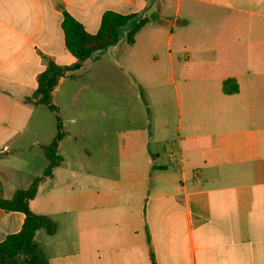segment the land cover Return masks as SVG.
<instances>
[{
    "label": "crops",
    "instance_id": "obj_1",
    "mask_svg": "<svg viewBox=\"0 0 264 264\" xmlns=\"http://www.w3.org/2000/svg\"><path fill=\"white\" fill-rule=\"evenodd\" d=\"M107 11L158 16L133 45L122 39L111 48L120 68L156 82L159 98L169 80L175 106H154L151 135L127 122L125 166L81 168L77 186L47 191L41 181L30 208L59 223L55 235L40 230L35 237L48 263L264 264V0H0L4 198L40 177L37 148L49 165L37 112L45 105L24 98L37 90L49 61L76 62L64 13L97 33ZM228 78L236 93H224ZM118 139L114 134L105 155L121 157L112 149ZM150 142L158 145L154 152ZM25 217L0 208V242L19 232Z\"/></svg>",
    "mask_w": 264,
    "mask_h": 264
},
{
    "label": "rangeland",
    "instance_id": "obj_2",
    "mask_svg": "<svg viewBox=\"0 0 264 264\" xmlns=\"http://www.w3.org/2000/svg\"><path fill=\"white\" fill-rule=\"evenodd\" d=\"M147 17L152 18V15L148 13ZM111 47L96 62L88 65V61L86 69L75 71V79L67 77L61 84L58 82L52 92L55 111L47 106L37 111L38 118L43 120V132L40 133L42 144L51 143L56 136L57 116L61 119L64 132L58 146L61 162L52 176L44 177L48 162L41 149L37 148L42 189L48 191L53 185L77 186L80 181L77 174L81 168L95 171L98 168L125 166L127 160L121 156V150L127 144L122 142V137L132 129L127 122L132 120L136 125L147 126V133L151 135L154 127L147 122L154 124L153 115H158L154 106H175L174 86L168 84L169 80H164L167 83L165 97L160 95L159 98L156 89L152 88L156 82L152 79L150 81L153 82L142 81L120 68L114 61L117 49ZM114 134L119 136L117 146L112 144L113 151L117 147L120 153L121 157L117 159L110 154L105 155L110 152L109 141ZM157 148L155 142H150L151 152ZM118 177L124 178L121 174ZM44 232L41 230L42 236H45Z\"/></svg>",
    "mask_w": 264,
    "mask_h": 264
},
{
    "label": "trees",
    "instance_id": "obj_3",
    "mask_svg": "<svg viewBox=\"0 0 264 264\" xmlns=\"http://www.w3.org/2000/svg\"><path fill=\"white\" fill-rule=\"evenodd\" d=\"M137 16L107 11L103 14L98 32L89 33L82 23L65 12L63 29L66 47L76 58V62L72 66L62 67L54 61H49L46 69L38 77L37 90L31 96L24 98V102L31 105H45L51 111H55L52 92L61 78L71 71L85 67L89 60L99 58L107 48L116 45L122 39H125L127 44L133 45L137 33L150 19H158L156 14H152V18L145 17L138 20ZM223 91L226 94L236 93L238 91L236 80L226 79L223 83ZM57 121V135L48 146L44 147L45 156L49 161L44 177L52 175L61 160L57 155V148L64 132L59 116ZM42 180L43 177H37L29 188L17 190L11 199L4 198L0 189V208L7 212H23L26 216L21 230L0 242V264H49L35 237L40 230H44L49 236L55 235L59 230V223L48 215L34 213L30 208V200L38 194Z\"/></svg>",
    "mask_w": 264,
    "mask_h": 264
}]
</instances>
